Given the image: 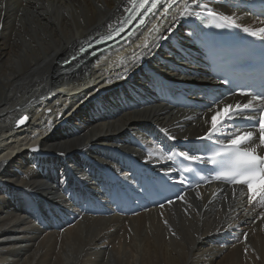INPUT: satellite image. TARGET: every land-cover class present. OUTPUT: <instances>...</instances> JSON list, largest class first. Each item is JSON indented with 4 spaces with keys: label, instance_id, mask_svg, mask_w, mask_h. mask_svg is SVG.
I'll return each instance as SVG.
<instances>
[{
    "label": "bare ground",
    "instance_id": "6f19581e",
    "mask_svg": "<svg viewBox=\"0 0 264 264\" xmlns=\"http://www.w3.org/2000/svg\"><path fill=\"white\" fill-rule=\"evenodd\" d=\"M127 1L0 0V264H264V234L240 249L249 212L264 207L243 188L203 180L171 204L126 199L146 176L173 175L174 148L197 154L213 97L239 101L209 79L194 16L174 19L179 3L98 59L60 65ZM201 3L264 26L233 0Z\"/></svg>",
    "mask_w": 264,
    "mask_h": 264
},
{
    "label": "snow or ice",
    "instance_id": "6c2138e0",
    "mask_svg": "<svg viewBox=\"0 0 264 264\" xmlns=\"http://www.w3.org/2000/svg\"><path fill=\"white\" fill-rule=\"evenodd\" d=\"M162 0H140L139 8L136 9L139 12L140 8H144L146 5L151 4V7L147 8V11L140 16L141 22L144 17L155 9ZM179 3L181 7L178 9V19L184 16H197L200 12L193 10L192 5H196L201 11H207V15L212 18L206 27L213 26L216 28H238L241 29L248 36L264 41V26L260 27H242L237 22L236 14H222L214 11L208 7L207 4L201 3V0H167L164 3V7L167 9L175 4ZM6 5L0 4V7ZM166 14V12H165ZM264 16V13L261 14ZM135 18V17H133ZM256 22L260 25H264V19L260 17L256 18ZM131 23V20L128 21ZM175 25L167 29L171 32ZM123 31L120 28L115 34H119ZM152 31V30H150ZM154 31H159V28H155ZM111 36L106 39H111ZM160 39L161 37H156ZM166 38V37H164ZM144 47H148V41L145 40ZM91 47V45H89ZM81 52L85 49L81 48ZM225 83H228L226 80ZM237 92L241 96H250L246 103L239 101L235 103H223L221 97H214L213 100L207 106V111L203 117L204 123L209 125L206 132L202 136L196 137L199 141H208L213 147L210 149L211 155L204 156L200 154H189L188 151H181L174 155H178L184 161L188 162V165L182 167V172H192V164L207 163L213 166L212 172H215L213 179L215 180H228L237 185L246 184L249 192L248 200L253 202L259 196L264 198V155H261L258 149L264 150V93L253 95L250 92H245L242 89H237ZM231 95V93L229 94ZM257 105H260L259 107ZM50 111V110H48ZM258 113V115H257ZM210 117V119H209ZM28 117H23L18 121V124H24ZM241 121L245 123H240ZM258 131L259 144L256 143ZM171 140H175V136L168 137ZM188 138L185 137V140ZM33 151L38 149L34 148ZM173 154H169L164 159L173 160ZM173 171L169 168L168 172ZM183 183L182 180L177 181ZM259 185L258 190L256 189ZM199 196V193H197ZM177 199L183 200V195L177 197ZM167 203L171 204L169 200ZM163 204L160 205L163 208ZM191 207V205H189Z\"/></svg>",
    "mask_w": 264,
    "mask_h": 264
},
{
    "label": "rangeland",
    "instance_id": "374dc122",
    "mask_svg": "<svg viewBox=\"0 0 264 264\" xmlns=\"http://www.w3.org/2000/svg\"><path fill=\"white\" fill-rule=\"evenodd\" d=\"M196 203V201L194 202ZM255 211V212H254ZM263 211V212H262ZM257 213V214H256ZM249 214H251V219L252 222L249 224V228L246 229V231H244L242 233V236L240 237V249L244 250L245 251H248L249 249H254L255 248V245H256V242L257 240L259 239L261 233L264 234V207L259 210V209H255V210H251V212H249ZM254 218H253V217ZM262 216V217H261ZM261 218V219H260ZM57 219V217H56ZM255 220V221H254ZM257 223V224H256ZM259 223V224H258ZM143 225V223H142ZM257 225V226H256ZM262 225V226H261ZM144 226H146V224L144 223ZM251 227V228H250ZM257 227V228H256ZM261 228V229H260ZM252 231V232H251ZM257 233V234H254V233ZM251 235V239L249 238V236ZM249 239V240H248ZM10 241L12 240V238L9 239ZM256 240V241H255ZM6 241V240H4ZM255 242V243H254ZM247 243V244H246ZM244 244V245H243ZM244 246V247H243ZM248 247V248H247ZM260 257V255H259Z\"/></svg>",
    "mask_w": 264,
    "mask_h": 264
},
{
    "label": "water",
    "instance_id": "95a60500",
    "mask_svg": "<svg viewBox=\"0 0 264 264\" xmlns=\"http://www.w3.org/2000/svg\"><path fill=\"white\" fill-rule=\"evenodd\" d=\"M23 117H28V119H27L25 122L29 121L30 118H31V116H30L29 114L23 115V116H21L20 118H18V119L15 121V124L20 125V124H18V121H19L21 118H23Z\"/></svg>",
    "mask_w": 264,
    "mask_h": 264
}]
</instances>
